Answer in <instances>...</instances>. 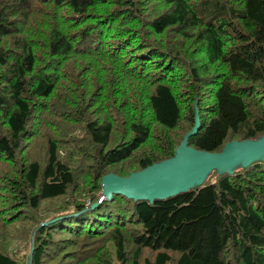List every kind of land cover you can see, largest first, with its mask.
Returning <instances> with one entry per match:
<instances>
[{"label": "trees", "instance_id": "trees-1", "mask_svg": "<svg viewBox=\"0 0 264 264\" xmlns=\"http://www.w3.org/2000/svg\"><path fill=\"white\" fill-rule=\"evenodd\" d=\"M197 125L264 136V0H0V264H264L260 159L103 197Z\"/></svg>", "mask_w": 264, "mask_h": 264}, {"label": "water", "instance_id": "water-1", "mask_svg": "<svg viewBox=\"0 0 264 264\" xmlns=\"http://www.w3.org/2000/svg\"><path fill=\"white\" fill-rule=\"evenodd\" d=\"M198 125L186 135L177 148L174 158L154 164L145 170L133 172L127 177L106 175L102 180L103 197L110 199L114 194H123L136 200L154 201L156 198H165L186 190L184 186L190 184L188 171L193 167L232 172L231 165L237 157L243 158L244 165L258 159L264 161V136L258 141L229 142L222 152H209L189 147V137L197 131ZM29 264H32V257Z\"/></svg>", "mask_w": 264, "mask_h": 264}, {"label": "rangeland", "instance_id": "rangeland-1", "mask_svg": "<svg viewBox=\"0 0 264 264\" xmlns=\"http://www.w3.org/2000/svg\"><path fill=\"white\" fill-rule=\"evenodd\" d=\"M244 163L245 162L242 157H237L234 163L231 165L232 171L241 169L244 166ZM220 173L221 171L219 169H207L200 166L193 167L188 171L190 184L184 187L188 189L191 185H195L197 183L202 185L209 181H214Z\"/></svg>", "mask_w": 264, "mask_h": 264}]
</instances>
